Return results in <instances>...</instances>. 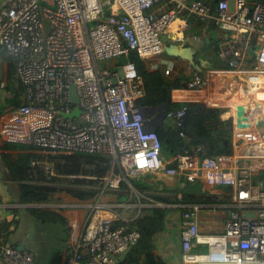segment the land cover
Instances as JSON below:
<instances>
[{
    "label": "built area",
    "instance_id": "2783aa9c",
    "mask_svg": "<svg viewBox=\"0 0 264 264\" xmlns=\"http://www.w3.org/2000/svg\"><path fill=\"white\" fill-rule=\"evenodd\" d=\"M184 12L205 29L218 27L222 32L218 59L244 73L249 91L264 89V0H165L161 4L158 0H0V54L9 58L24 86V102L0 121V138L53 154L104 152L124 177L133 171L163 169L169 175L180 171L186 181L198 182L207 192L230 187L221 234L200 237L198 207L182 210L181 262L264 264V136L261 120L248 109L253 106L242 104L251 120L244 127L236 125V108L220 106L225 109L221 119H232V144L243 143L245 150L231 154L184 150L176 154L175 166L165 167L159 134L146 127L143 111L135 103L145 92L141 75L121 76L113 66L117 58L133 52L144 61L158 58L150 62L151 69L166 64L163 74H169L173 62L159 58L162 35ZM43 20L49 23L46 34ZM209 81L207 74L195 71L184 87L203 90ZM71 85L77 102L70 99ZM75 107L78 114L68 116ZM186 107L168 109L166 116L183 128ZM44 165L52 170L48 163ZM69 176L84 178L83 187L91 181H99L96 189L114 186L112 176ZM94 215L92 211L87 218ZM139 239L134 222L111 214L83 224L62 264H117ZM193 240L206 243L208 251L193 252ZM0 261L35 264L31 250L8 244L0 245Z\"/></svg>",
    "mask_w": 264,
    "mask_h": 264
},
{
    "label": "crops",
    "instance_id": "0c3cea01",
    "mask_svg": "<svg viewBox=\"0 0 264 264\" xmlns=\"http://www.w3.org/2000/svg\"><path fill=\"white\" fill-rule=\"evenodd\" d=\"M163 2L165 0H158V4ZM173 23H176V27L171 28L170 26L162 35L164 44L171 43L172 46L192 47L194 51L190 58L181 56L177 52L171 56L161 54L159 57L173 62L170 73L164 74L166 78L171 79V83L180 81L179 76L183 71L187 73V78L180 81L178 87L174 85L170 87V100L178 103L205 102L208 106L219 107L231 105L233 110L239 104L248 105V99L245 97V77L241 76L235 69L224 66L217 57L216 44H219L221 39V30L214 25L205 29L198 19L187 12L181 13ZM121 59L125 60V64H134V74L130 73L131 70H127L125 65L123 66L125 75H141L137 62L130 59L129 55L122 56L119 60L116 59L113 62L115 68L117 62L120 64ZM157 59L138 60L149 68L150 62L157 61ZM10 63L7 56L0 54V66L6 77L12 74L15 80L11 88L7 85L8 93L11 94L9 99L11 106L5 107L6 109L4 108L5 110L0 112V121L5 113L16 106L14 102L18 98L23 101V92L19 93V82L15 72H9ZM159 65V69L163 73L166 64ZM241 67L237 69L239 70ZM195 71L209 74L210 81L203 90H189L184 87V83L191 78ZM209 85H211L210 89H208ZM234 88L235 92L232 93L230 90ZM141 109L146 127L157 130L163 139L161 158L165 167L175 166L176 154L184 150L205 154V144L201 142L193 144L185 130L183 134L185 146L181 147L180 150H175V148V151L170 150L166 139L169 137L174 139L171 130L175 123L166 116L165 111L170 109L167 105L157 104L151 107H141ZM7 143L9 142H4L0 138V245L5 244L3 241L9 231L13 234L15 241L8 245H20L24 249L31 250L32 246H28V244L37 243L39 245L36 250L32 249L33 251H31L34 254V261H36L37 256L40 264H62L73 249L70 250L69 248L65 253L57 251L55 255L51 252L47 254L45 251L51 250L52 247L48 244V240L44 241V235L38 236L37 240L29 239L28 221L29 223L34 221V224L44 227L45 222H54L59 219L71 233L69 242L71 243L72 239L73 244H75L84 223L99 221L111 214H117L121 218L135 223L151 213L156 207L168 209L166 229L153 235L150 241L151 246L148 248H142L141 245L132 246L119 256L117 264H149L151 260L157 261L159 259L168 264H182L180 259L181 214L182 210L193 205L198 207L197 220L200 237L223 232L231 188L218 186L215 190L207 192L198 182L186 181L180 171L175 175H169L163 169L133 171L124 177L119 165L111 163L110 171L105 175L114 178V186L96 189L94 185L98 184L99 181L96 184H89L87 188L96 191L90 198L80 199L63 190H57L41 193L29 201L22 200L20 184L39 183L60 187L61 184L46 182L47 178L42 177V175L49 174V170L44 167L48 160L42 157V152L46 154L49 152L33 146L28 147L26 144ZM246 148L243 143L239 146L232 144V153L242 152ZM28 153L39 154L38 157L30 159L29 165ZM32 167L36 169L33 170ZM40 171L41 173H39ZM117 175H120L119 179ZM185 194L195 196L196 202L183 201L182 197ZM44 196L46 198L43 199ZM85 201L92 204L93 207L86 208L82 203ZM92 211L95 212V215L89 220L87 217ZM29 214L33 216L34 220H28ZM203 247H206L208 251L206 243L193 240L191 250L197 253H206L207 251H198L199 248ZM0 264H2L1 261Z\"/></svg>",
    "mask_w": 264,
    "mask_h": 264
},
{
    "label": "trees",
    "instance_id": "16d2710c",
    "mask_svg": "<svg viewBox=\"0 0 264 264\" xmlns=\"http://www.w3.org/2000/svg\"><path fill=\"white\" fill-rule=\"evenodd\" d=\"M129 58L136 61L139 73L142 75L144 83V95L135 100V103L138 107H151L157 104L167 105L168 108H178L182 105H190L192 102H172L169 96V89L172 85L178 87L180 81L173 83L168 82V79L160 71L159 68L150 69L147 68L143 63H141L136 57L135 53L131 52ZM15 71V68L12 63L9 65V72L12 73ZM186 83V82H185ZM184 83V85H185ZM19 89L22 93L24 91V86L19 83ZM24 93V92H23ZM24 102L16 100L15 105H20ZM225 109L217 106H208L201 112H194L190 114L188 122L191 126L193 134L206 139L205 147L207 148V154H231L232 153V119H221L220 114ZM184 129L176 125L173 126L171 130L172 136L167 138V143L170 150H180L181 147L185 146L183 142ZM159 134V133H158ZM161 142L163 144V139L159 134ZM193 144H197L198 141L190 139ZM9 144V143H7ZM30 147V146H28ZM174 150V151H175ZM61 154V153H60ZM38 153H28V165L32 157H38ZM52 156V154H50ZM62 157V161L55 163L53 170L57 174H63V177H68L72 174H95V175H105L110 171L112 157L108 154L103 153H82L74 152L64 155H54L53 157ZM54 164V162H53ZM23 166V165H22ZM29 169V167H28ZM29 174V172H28ZM57 174L51 176L54 180H60L57 178ZM68 175V176H67ZM62 180H69V185L67 186H54V185H45L39 183H28L20 184V192L22 200H30L33 197L40 195L44 192L63 190L72 196H75L80 199H87L92 197L95 194V190L92 188L83 187L85 180L82 177H72L70 178H61ZM97 181H91V184H96ZM52 196V195H48ZM46 196L43 197V199ZM182 200L185 202H196V197L192 194H185L182 197ZM167 211L166 208L156 207L154 210L140 218L134 223L136 229L140 232V239L136 245H141L143 247L151 246V239L156 232L166 229L167 226ZM149 264H168L159 259L157 261L151 260Z\"/></svg>",
    "mask_w": 264,
    "mask_h": 264
},
{
    "label": "rangeland",
    "instance_id": "374dc122",
    "mask_svg": "<svg viewBox=\"0 0 264 264\" xmlns=\"http://www.w3.org/2000/svg\"><path fill=\"white\" fill-rule=\"evenodd\" d=\"M229 4H230V8H232L233 7L232 1H230ZM171 28H172V26H171ZM216 45L218 46V44H216ZM117 59L119 60L120 58H117ZM120 61H121L120 64H119V62H117L116 69L118 70V72L120 73L121 76L125 75V70L123 67L124 65L126 66L127 70H131L130 73H133V74L135 73L133 63L125 64L124 59H121ZM240 75L245 77L243 72ZM186 78H187V73L183 71L180 74L179 79H180V81H183ZM167 79H168V82H170V83L172 82L171 79H169V78H167ZM14 82H15V80L12 77V74H10L9 77H6L4 70L0 66V112H2L5 107L11 106L10 100H9L11 98V94L8 93L7 89H8V87L11 88V86H13ZM7 85H8V87H7ZM245 85H246L247 94H250V92H251V91H249L250 86H248L247 83H245ZM244 89H245V87H244ZM230 91L232 93L235 92V88L230 90ZM42 154H43L42 157L44 159L48 160V163H49L48 166L53 167V168L55 166V163H58L59 161H62V159H63L60 156L59 157L50 156L51 153L46 154V153L42 152ZM64 154L65 153H61V154L59 153L57 155H64ZM53 162H54V164H53ZM241 163L245 164V161L241 160ZM38 165H40V164H38ZM34 168H33V170H34ZM51 172L55 173L56 171L54 172V170L52 169L51 171H48V173H49V174L47 173L48 175H42L43 178H47L46 182H53V183L57 182V183L61 184V186H67L70 184L69 180H62L61 178H70V180H71L72 177L71 176L60 177L59 176L60 174L57 175V177L59 176L60 180L50 181L52 179V177H49V176L55 175V174H51ZM39 173H41V171ZM28 220H34L33 216H31L29 214ZM28 233H29V239H32V240H37L38 236H40V235L45 236L44 241L46 242V240H48V244H50V246L52 247L51 250L45 251L47 254H49L51 252V254L55 255L57 253V251L65 253L66 251L69 250V248H70V250L73 249V246H74L72 239H71V243L69 242L70 234H71L70 231H68L66 225L64 223H62L59 219H57L54 222L53 221L45 222L44 227L34 224V221H31L30 223L28 221ZM14 241H15V238L13 237V234L9 231L7 236L4 238L3 243H5V245H7V244H11L12 242L14 243ZM68 242H69V244H68ZM38 245L39 244H37V243H33V245L28 244V246H32V248L31 247H28V248H31V250L32 249L36 250ZM198 251L203 252V251H207V249H206V247H203V248H199ZM35 262H36V264H40L37 256H36Z\"/></svg>",
    "mask_w": 264,
    "mask_h": 264
},
{
    "label": "water",
    "instance_id": "95a60500",
    "mask_svg": "<svg viewBox=\"0 0 264 264\" xmlns=\"http://www.w3.org/2000/svg\"><path fill=\"white\" fill-rule=\"evenodd\" d=\"M43 32L44 34L47 33V31L49 30V23L47 20H43ZM171 43H167L164 44V48H163V52L162 54L166 55V56H171L176 54H179L181 56H186L189 57L192 55V52L194 51V48L192 47H179V46H172ZM70 99L72 102H77V96L74 93V86L71 85V96ZM206 107H208V105L205 102H192L190 105H188L185 110H184V115H183V129L185 130V132L187 133V135L194 141H198L201 142L203 144L206 143V139L198 137L196 135L193 134V131L191 129V126L188 122V118L190 116V114L194 113V112H201L203 111ZM244 109L245 106L242 104H239L236 106V125L238 127H244L246 124H250L251 120L245 116L244 114ZM248 109H253V107L249 106ZM79 112V109L77 107H75L73 109V111L68 114V116H73V115H77ZM204 152H207V148H204ZM19 249H22V246H17Z\"/></svg>",
    "mask_w": 264,
    "mask_h": 264
},
{
    "label": "bare ground",
    "instance_id": "6f19581e",
    "mask_svg": "<svg viewBox=\"0 0 264 264\" xmlns=\"http://www.w3.org/2000/svg\"><path fill=\"white\" fill-rule=\"evenodd\" d=\"M170 26H174L176 27V23H173L171 24ZM228 68H231V69H236L235 65H231V64H225ZM240 66H238L237 68H239ZM209 76V74H208ZM210 86L209 85V88L210 89ZM246 87V85H245ZM245 97L246 99H248V102L249 104H251L254 108L252 109L254 111V113L256 114L257 116V119H260L261 120V126H262V134L264 136V89L261 90H254V92H250V94H247V90L245 92ZM252 128L254 129V125L252 126ZM52 156L54 155H57V154H53L51 153ZM59 154V153H58ZM53 172V171H52ZM51 174H57L54 170L55 173H52ZM76 175V174H75ZM59 176H64V175H59ZM68 176V175H67ZM201 258H205V256H202ZM203 264H219V263H203ZM220 264H223V263H220Z\"/></svg>",
    "mask_w": 264,
    "mask_h": 264
}]
</instances>
